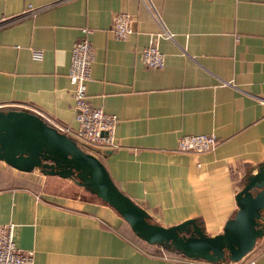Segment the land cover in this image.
Returning <instances> with one entry per match:
<instances>
[{"label": "crops", "instance_id": "crops-1", "mask_svg": "<svg viewBox=\"0 0 264 264\" xmlns=\"http://www.w3.org/2000/svg\"><path fill=\"white\" fill-rule=\"evenodd\" d=\"M54 1L0 0V17ZM150 2L173 35L157 42L161 68L139 58L158 30L139 0H64L0 27V110L34 109L74 128L69 50L80 29H90L85 95L116 117L117 146L86 153L150 223L194 219L212 236L236 210L234 194L246 178L264 167V0ZM118 12L133 19L123 40L109 30ZM188 134H213L216 147L176 152ZM0 170L12 177H0V224L13 225L14 245L32 252V264H264V229L236 261L169 256L160 245L135 243L127 223L90 188L39 168L21 172L0 161ZM37 172L51 180L42 183ZM260 214L264 222V208Z\"/></svg>", "mask_w": 264, "mask_h": 264}, {"label": "water", "instance_id": "water-1", "mask_svg": "<svg viewBox=\"0 0 264 264\" xmlns=\"http://www.w3.org/2000/svg\"><path fill=\"white\" fill-rule=\"evenodd\" d=\"M0 161L17 171L39 168L42 174L70 178L90 188L144 241L172 243L188 258L236 261L252 248L264 229L260 214L264 208L263 166L248 176L234 194L236 210L225 220L221 233L209 236L202 233L194 219L167 227L148 222L145 211L114 186L94 155L82 151L73 140L30 112L0 110ZM82 175L88 180L76 179Z\"/></svg>", "mask_w": 264, "mask_h": 264}, {"label": "built area", "instance_id": "built-area-1", "mask_svg": "<svg viewBox=\"0 0 264 264\" xmlns=\"http://www.w3.org/2000/svg\"><path fill=\"white\" fill-rule=\"evenodd\" d=\"M61 1L32 6L27 4L25 8L13 16L0 17V27L6 26L27 16L45 10ZM153 16L158 24V30L148 34L147 44L140 50V61L147 68H161L164 63V55L158 50L159 39H171L172 33L160 22L159 16L150 0H139ZM132 17L125 12L113 15L110 32L114 39L123 40L132 32ZM81 37L76 39L70 46L69 61L66 71L67 80L71 86L73 119L76 123L74 128L60 124L43 116L40 112L32 109L40 119L58 132L73 140L79 146L87 150H112L116 148L114 129L116 117L104 113L100 107L91 106L85 95V83L90 78V67L93 60L94 49L88 40L90 29L81 28ZM39 56L38 51H32ZM217 144L213 134H188L180 136L175 144L176 152H191L194 154L212 151ZM32 252L22 251L13 242V225L10 223L0 224V264H32ZM247 264H254L249 260Z\"/></svg>", "mask_w": 264, "mask_h": 264}, {"label": "trees", "instance_id": "trees-1", "mask_svg": "<svg viewBox=\"0 0 264 264\" xmlns=\"http://www.w3.org/2000/svg\"><path fill=\"white\" fill-rule=\"evenodd\" d=\"M80 149L83 150L84 152H87L88 150L87 149H83V147L80 146ZM87 150V151H86ZM9 178H12L10 175H8ZM16 176H14L13 178H15ZM149 222V221H148ZM127 227L129 228V236L130 238L135 242L137 243L138 245H140L142 247V249H145V250H148V248H151V246L154 245V243H148L146 241H144L142 238H140L137 233H135L129 226L128 224H126ZM156 245H160L162 250H163V253H165L166 255H169V256H184L181 252L177 251L174 249L173 246H170V245H164V244H156Z\"/></svg>", "mask_w": 264, "mask_h": 264}, {"label": "rangeland", "instance_id": "rangeland-1", "mask_svg": "<svg viewBox=\"0 0 264 264\" xmlns=\"http://www.w3.org/2000/svg\"><path fill=\"white\" fill-rule=\"evenodd\" d=\"M7 175H9V172H8L7 170H0V177H1V178H3V177L5 178ZM36 175H39L40 180H39V179H38V180H39V181L42 180V183H45L46 180H51V178H48V177H42V176L40 175L39 172H37ZM35 178H37V177H35ZM88 178H89V177L86 176V175H82V176H80V177H76V179L79 180V181H87ZM168 245L173 246L172 243H169Z\"/></svg>", "mask_w": 264, "mask_h": 264}]
</instances>
